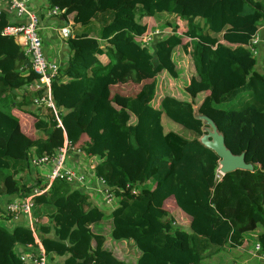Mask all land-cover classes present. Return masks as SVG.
I'll return each instance as SVG.
<instances>
[{
  "label": "trees",
  "instance_id": "16d2710c",
  "mask_svg": "<svg viewBox=\"0 0 264 264\" xmlns=\"http://www.w3.org/2000/svg\"><path fill=\"white\" fill-rule=\"evenodd\" d=\"M45 2L46 9L63 8L52 16L72 13L74 32L64 38L67 65L50 82L55 112L23 107L40 90L24 88L14 100L11 90L36 74L18 57L21 46L14 36L1 32L11 22L0 11V197L42 187L44 178L33 175L30 156H50L65 138L96 158L94 174L117 200L107 216L109 236L132 241L138 251L134 264H243L248 249L243 233L258 226L264 252V167L251 162V171L216 177L218 156L197 139L201 122L192 114L193 96L156 93L158 72L176 76L172 50L179 46L205 85L199 111L212 118L226 146L240 152L226 140L222 125L228 118L264 139V53L257 69L249 52L251 37L264 25V0ZM160 32L152 47L140 43L142 36ZM118 69L149 78L120 102L109 88ZM163 117L176 128H165ZM22 123L30 124L29 133ZM126 155L139 164L131 174L122 163ZM33 200L32 228L22 223L8 228L10 214L0 208V264H25L14 245L33 244L35 237L49 257H63L61 264H130L114 258L103 235L92 230L104 213L64 178H53ZM167 201L190 217L185 230L173 223ZM254 264H264V258Z\"/></svg>",
  "mask_w": 264,
  "mask_h": 264
},
{
  "label": "built area",
  "instance_id": "2783aa9c",
  "mask_svg": "<svg viewBox=\"0 0 264 264\" xmlns=\"http://www.w3.org/2000/svg\"><path fill=\"white\" fill-rule=\"evenodd\" d=\"M30 0H5V6L8 9H11L15 12L17 17H21L23 20L18 23H11L2 28L1 32L5 34H10L17 38V42L21 45V49L24 55H27L30 60V68L36 77L33 81H30L26 89L40 90V94L34 96L32 100V106L37 107H51L54 112V104L50 93V82L51 79L60 73L59 66L51 60H48L42 49L41 38L38 33V16L37 13L33 10L27 9V4ZM0 6H4V3L1 1ZM63 8L59 9L57 6L49 7L46 10V16L54 15L58 11H62ZM59 33L62 37L66 38L70 35V30L68 25H61L58 28ZM150 35L142 36L140 43L145 44L149 40ZM260 43L264 44V35L259 33L257 30L250 39L249 52L251 55H256L257 47ZM57 125H60L59 118L56 117ZM73 151H80L78 148L71 146L68 141L64 138L62 143L57 146L50 156L41 155L37 156L32 153L30 156L29 162L33 167H37L38 170L43 172L44 165L49 164V167L45 172H43V186L37 187L33 186L26 194L18 196H1L0 197V208L3 213L10 214L12 219H21L29 227H33L31 209L34 204L33 195L40 193L45 190L51 180L55 177L64 178L68 183H74L80 185H87L88 176L86 172L74 171L69 168L65 161L67 154ZM81 152V151H80ZM39 175V174H38ZM221 173L215 170V176L220 177ZM102 182V180L100 179ZM132 192H134L132 190ZM101 194L106 201H109L114 195L104 186L102 182ZM28 220H27V219ZM34 247L29 252H23L19 254V258L25 263L29 261L32 264H48L47 263V253L43 249L40 241L35 237L34 238ZM255 250H259L258 243L254 246ZM260 258L263 257V253L259 255Z\"/></svg>",
  "mask_w": 264,
  "mask_h": 264
},
{
  "label": "rangeland",
  "instance_id": "374dc122",
  "mask_svg": "<svg viewBox=\"0 0 264 264\" xmlns=\"http://www.w3.org/2000/svg\"><path fill=\"white\" fill-rule=\"evenodd\" d=\"M262 33L264 35V26L262 27ZM163 35L164 32L150 34L151 38L149 37L146 45L152 47L153 42ZM97 42L99 43L100 41L97 40ZM260 45L264 44L260 43ZM259 50L260 48L257 47V53L253 56L255 59L253 64L255 65V68L262 69L263 64L261 59L263 57L264 49ZM25 56L27 57V55ZM172 59L175 63L176 76L173 77L165 71L158 72L156 76V93L158 95L165 93L172 94L179 98H190V96H193L192 100L194 104H196L205 92V85L198 81L188 52L182 50L179 46H176L172 50ZM134 74L135 71L131 74L123 73L122 69H118V71L114 72L109 88L110 94L116 102H120V99L123 100V97L135 93L139 89L141 83L149 79H146V77L138 79ZM26 118L29 121L33 120V117L30 114L27 115ZM162 120L165 128H176V125L170 122L166 117H163ZM226 122L228 123L222 125V128L225 129V137L228 144L235 150L244 151L246 153L247 161L254 163L259 168H263L264 139L248 132L243 125L236 123L237 121L233 118H228ZM29 128L31 127L29 126ZM27 133H29V130ZM122 163L129 174L135 171L139 166L137 162L133 161L130 155L124 156ZM30 168L32 171H36L33 175L39 174L37 172V167H33V165L30 164ZM165 208L172 217L173 223L177 227L185 230L188 224V216L178 207H175L170 201H167ZM260 231L261 227L258 226L251 231L243 233V245L248 247V249H246L245 258L243 259V264H254L256 258L262 253L264 257V252L254 249V246L257 243L256 236ZM107 245L110 248H113L117 253L113 255L114 258H121L130 264L134 263L135 258L138 255V251L134 245L129 242L127 243L125 240L117 241L110 238L108 239ZM227 261H229V259H227Z\"/></svg>",
  "mask_w": 264,
  "mask_h": 264
},
{
  "label": "crops",
  "instance_id": "0c3cea01",
  "mask_svg": "<svg viewBox=\"0 0 264 264\" xmlns=\"http://www.w3.org/2000/svg\"><path fill=\"white\" fill-rule=\"evenodd\" d=\"M1 1L4 3V6L3 7L0 6V11H3L5 13V17L7 18V21H9L11 23H16V22L18 23V22L23 20L21 17H17L13 10L6 8L5 0H0V4H1ZM45 4H46L45 0H30L29 4H27V9L33 10L37 13V16H38V22H37L38 33H39V36L41 38L42 49H43V53H44L45 57L48 60L54 61L59 66V68H64L67 65V56H68L69 48L65 42L64 37H62V35L59 33L58 28L61 25H68L70 33L74 34V32H72L71 20H70L72 13L70 12V13L66 14L65 16H63L62 14L56 15V16H52V15L46 16L45 12L47 9L45 8ZM263 26H260L259 27L260 29H258L259 33H261V34H263L262 33V27ZM14 39L17 41V38L14 37ZM260 46H262V47H260ZM258 48H260V50H262V49H264V45L259 44ZM99 58L101 60L104 58V56L99 55ZM11 75L13 76V74H11ZM148 80H146V81H148ZM24 86L13 88L11 90V92L15 93L14 100H18L20 98V94H21L22 90L24 89ZM9 104H10V102H9ZM32 105L33 104L31 103V105H26L23 107L27 110V108L31 109ZM14 108L15 107H13L12 109H14ZM43 108L44 107H41V110H40L41 112L44 111ZM34 112L37 113L38 111L35 109ZM26 114H28V113H24V115H23V116H25V118L27 117ZM33 120H34V117H33ZM33 120H30V122H32ZM29 126H30V124H28V123H22L21 128L26 132L29 130ZM95 162H96L95 157L90 156V155H86L80 151L79 152L78 151L69 152L67 154L66 161H65L66 165L69 168L73 169L74 171L79 170L82 172H86V175L88 176V180H87L88 183L86 186L77 184L76 182L71 183L70 186L72 188H78L79 190L85 192L87 194L89 200L92 202V204L96 205L106 216V217L100 218L96 221H93V223L91 224V227H92V230L94 232L103 235L104 247L106 249L110 250L112 255H115L117 253L113 250V248H110L107 245L108 239L111 238L109 236V231H110V228L112 225L110 218L107 216L110 215L111 210L117 205V200L115 197L111 198L109 201H106L103 198V196L101 194L102 182L94 174V171H93V165L95 164ZM48 167H49V164H46L44 166L43 172H45V170H47ZM37 172L39 173V175H41V176L43 175V172H41L39 170H37ZM7 196H11V195H6L5 197H7ZM189 218L190 217L188 216V222H189ZM32 219H33L32 225H34V223L37 222L36 216H32ZM38 220H40V219H38ZM42 220L46 221V219H42ZM4 223L6 224V226L8 228L13 226V224H15V223L26 224L20 218L19 219L10 218V219H7L6 221H4ZM125 241L127 243L129 242L133 245V243L130 239H127ZM33 247H34L33 244H19V243H17L14 245V249L16 250V252H19V254H21L23 252H29ZM62 259H63V257L60 255L51 256V257L48 256L47 263L48 264H61ZM118 259H121V258H118ZM25 264H32V263H30L29 261H26Z\"/></svg>",
  "mask_w": 264,
  "mask_h": 264
},
{
  "label": "water",
  "instance_id": "95a60500",
  "mask_svg": "<svg viewBox=\"0 0 264 264\" xmlns=\"http://www.w3.org/2000/svg\"><path fill=\"white\" fill-rule=\"evenodd\" d=\"M18 57L23 59L26 67L30 66V60L26 57L20 48ZM200 102L192 105L193 117L201 122V134L198 136V141L204 146L213 150L218 156L217 170L224 174L225 172L234 169L253 170V165L249 161H245L244 152L233 153L224 142L222 132L217 128L215 122L208 115L199 111Z\"/></svg>",
  "mask_w": 264,
  "mask_h": 264
}]
</instances>
